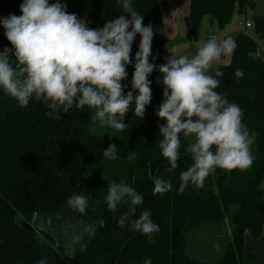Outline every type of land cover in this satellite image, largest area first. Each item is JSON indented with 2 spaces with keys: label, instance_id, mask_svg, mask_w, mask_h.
Listing matches in <instances>:
<instances>
[{
  "label": "trees",
  "instance_id": "16d2710c",
  "mask_svg": "<svg viewBox=\"0 0 264 264\" xmlns=\"http://www.w3.org/2000/svg\"><path fill=\"white\" fill-rule=\"evenodd\" d=\"M4 1L11 4V14L21 15L23 0ZM178 1L131 0L143 16L144 26L160 24L163 9ZM60 2L93 29L125 14L119 0ZM250 5L253 7V0H188L182 19L183 39L190 44L198 41L205 17L223 30L234 12L241 15ZM9 15L0 0V19ZM250 21L251 28L231 34L237 46L229 63L214 64V70L223 73L216 91L240 106L243 123L256 136L252 146L255 160L243 172L217 169L201 188L190 183L179 191L180 173L192 163L182 134L175 170L169 171L158 147L162 139L159 127L166 123L156 115L163 102L158 68L164 64L166 49L161 34L153 36L149 57L157 66L149 76L152 100L143 119L134 114L133 102L123 132L94 124L92 110L87 107L49 116L42 101L33 98L22 107L0 90V264H38L44 258L46 264H144L146 259L151 264L244 263L245 233L256 239L264 228V60L253 55L257 40L264 39V14L252 15ZM140 39L137 34L132 63L126 68L128 76L122 81L125 94L132 90ZM11 47L0 24V51ZM10 58L14 61V53ZM237 69L244 73L240 79L235 77ZM112 144L117 146V159L107 160L103 152ZM132 152L136 159L129 161ZM156 176L170 180L172 189L154 194L152 177ZM113 180L125 181L143 196V203L129 215L125 227L118 221L129 212V203L122 202L110 211L104 200ZM74 194L89 198L85 214L68 206ZM144 210L150 211L159 226L151 240L131 226ZM18 218L32 223L34 232L21 227ZM206 226L207 238L195 244V232ZM90 227L94 232L88 231ZM211 252L218 254L217 259L202 255Z\"/></svg>",
  "mask_w": 264,
  "mask_h": 264
},
{
  "label": "clouds",
  "instance_id": "9594fccd",
  "mask_svg": "<svg viewBox=\"0 0 264 264\" xmlns=\"http://www.w3.org/2000/svg\"><path fill=\"white\" fill-rule=\"evenodd\" d=\"M123 15L108 20L102 28H89L85 20L68 13L60 0H23L21 15L10 14L0 19L11 48L0 51V90L27 107L31 99L45 103L52 116L68 113L73 107L92 110L91 120L100 128L123 132L124 122L134 102V114L143 119L152 100L149 76L156 65L149 62L154 36L151 25H143V16L131 0H119ZM126 17H130L126 18ZM131 29V30H129ZM139 34V50L135 54L132 90L124 93L122 81L127 79V66L132 63L131 50ZM232 37L210 36L197 47L194 55H172L159 65L162 74L163 102L156 115L166 121L159 127L162 139L158 147L169 163V171L178 167L181 134L187 141L186 152L191 165L180 173L179 191L191 183L201 188L217 169L225 172L248 170L255 157L252 146L255 134L243 123V110L218 91L223 73L214 70V63L234 53ZM14 53V61L10 58ZM244 75L235 71L237 79ZM135 93V95H134ZM107 160L117 159V146L103 152ZM136 159L132 152L128 160ZM154 194H164L173 187L170 180L152 177ZM89 198L72 195L67 204L85 214ZM107 207L115 211L122 202L129 203V212L118 223L126 226L130 214L143 203V196L121 180L108 183L104 196ZM103 225V221L99 222ZM132 228L151 240L159 226L149 210L132 221ZM94 232V227L88 229ZM38 264H46V258ZM144 264H151L146 259Z\"/></svg>",
  "mask_w": 264,
  "mask_h": 264
},
{
  "label": "rangeland",
  "instance_id": "374dc122",
  "mask_svg": "<svg viewBox=\"0 0 264 264\" xmlns=\"http://www.w3.org/2000/svg\"><path fill=\"white\" fill-rule=\"evenodd\" d=\"M181 5L179 7V10L177 11V22L178 25L180 26L181 30L184 32V25H183V15L187 13L188 10V1L187 0H182ZM2 5H3V9L5 14L12 12V6L10 3L2 0ZM264 14V0H253V7H247V9L245 10V12L241 15H239L237 12H234L232 14V18L230 20V22L224 27L223 30L218 29L217 26L214 24H209V20L205 17L202 20L200 29H199V38L197 43H202L205 42L207 39H209V36L211 35L210 33H213L214 35H216L218 37V39H223L226 37H229L230 34L234 33L235 31L238 30H244V23L245 21H249L252 17V15H261ZM242 26V28H241ZM153 28V32L156 33L154 35L161 34L162 32V25L160 24H155L152 26ZM241 28V29H240ZM246 30V29H245ZM232 37V36H230ZM175 41H181L182 39L181 37L174 39H171L166 46V56L167 59L169 57L172 56V44H175ZM260 45H264V43H262L261 41H259ZM187 48L186 51L182 54V55H194L196 50H197V45L196 44H188L186 45ZM230 61V55L228 56H224L221 58V60L219 62H224V63H229ZM167 62V61H166ZM103 130H107L108 128H102ZM22 220H19L18 218V222L20 223ZM32 225V227L35 229L34 225L32 223H30ZM209 226L204 227L203 229H201L199 232H195V244L197 242H199L200 240H204L207 238L206 233H208V228ZM193 234V233H192ZM194 244V245H195ZM201 244V242H200ZM189 247H190V242H189ZM197 248H200L199 245H196ZM199 252L201 253L202 250H199ZM202 255H205L203 257L207 258V259H211V260H215L218 257V254L216 252H211V253H202ZM220 255V254H219Z\"/></svg>",
  "mask_w": 264,
  "mask_h": 264
},
{
  "label": "crops",
  "instance_id": "0c3cea01",
  "mask_svg": "<svg viewBox=\"0 0 264 264\" xmlns=\"http://www.w3.org/2000/svg\"><path fill=\"white\" fill-rule=\"evenodd\" d=\"M181 1L182 0L178 1L177 7H171V6L165 7L162 11V21H161V25H162L161 35L163 36V39H164L165 49H166L167 43L171 39L175 40L176 38H179V37H181L182 39V42L175 41V44H172V47H173L172 55H176V56L182 55L187 49L184 47L190 44L189 42L183 39L184 32L181 30L177 22V11L179 10ZM212 24L213 23H211V25ZM210 34H213V33H210ZM194 44H196L197 47L202 45V43H197V41ZM166 61H167V56L165 53L164 63H166ZM214 64H228V63L215 62ZM244 259H245V262L242 264H264V228H262L261 236L256 239L249 237V235L245 233Z\"/></svg>",
  "mask_w": 264,
  "mask_h": 264
},
{
  "label": "built area",
  "instance_id": "2783aa9c",
  "mask_svg": "<svg viewBox=\"0 0 264 264\" xmlns=\"http://www.w3.org/2000/svg\"><path fill=\"white\" fill-rule=\"evenodd\" d=\"M177 4H178L177 2L176 3L174 2L172 5H173V7H177ZM251 27H252V22L250 20L249 21H245L244 29L247 30V29H249ZM212 35H214V34H211L210 36H212ZM210 36H209V38H210ZM259 41L264 43V39L257 40V46H256V49H255L253 55H254L255 58L264 60V45H260Z\"/></svg>",
  "mask_w": 264,
  "mask_h": 264
},
{
  "label": "water",
  "instance_id": "95a60500",
  "mask_svg": "<svg viewBox=\"0 0 264 264\" xmlns=\"http://www.w3.org/2000/svg\"><path fill=\"white\" fill-rule=\"evenodd\" d=\"M249 7L251 8L252 5H250ZM209 23L211 24L212 22L209 21ZM20 225H21V227L25 228L27 231L34 232V230H35V229L32 227V225H31L29 222H27V221L22 220V221L20 222Z\"/></svg>",
  "mask_w": 264,
  "mask_h": 264
}]
</instances>
